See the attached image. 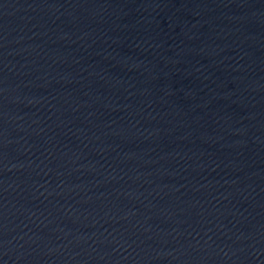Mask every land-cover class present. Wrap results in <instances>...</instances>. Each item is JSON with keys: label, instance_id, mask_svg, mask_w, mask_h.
<instances>
[{"label": "water", "instance_id": "95a60500", "mask_svg": "<svg viewBox=\"0 0 264 264\" xmlns=\"http://www.w3.org/2000/svg\"><path fill=\"white\" fill-rule=\"evenodd\" d=\"M0 264H264V0H0Z\"/></svg>", "mask_w": 264, "mask_h": 264}]
</instances>
